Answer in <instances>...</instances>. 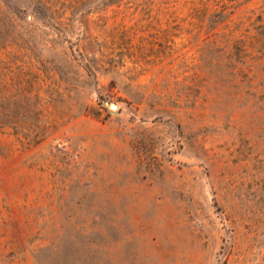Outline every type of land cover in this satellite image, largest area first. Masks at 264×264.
Instances as JSON below:
<instances>
[{
	"label": "rangeland",
	"instance_id": "rangeland-1",
	"mask_svg": "<svg viewBox=\"0 0 264 264\" xmlns=\"http://www.w3.org/2000/svg\"><path fill=\"white\" fill-rule=\"evenodd\" d=\"M0 264H264V0H0Z\"/></svg>",
	"mask_w": 264,
	"mask_h": 264
},
{
	"label": "water",
	"instance_id": "water-1",
	"mask_svg": "<svg viewBox=\"0 0 264 264\" xmlns=\"http://www.w3.org/2000/svg\"><path fill=\"white\" fill-rule=\"evenodd\" d=\"M112 107H114V105H111Z\"/></svg>",
	"mask_w": 264,
	"mask_h": 264
}]
</instances>
